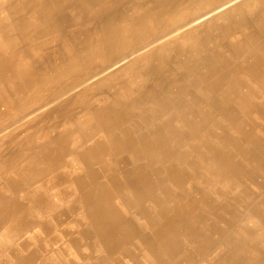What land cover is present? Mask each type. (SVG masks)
Instances as JSON below:
<instances>
[{"label": "bare ground", "instance_id": "obj_1", "mask_svg": "<svg viewBox=\"0 0 264 264\" xmlns=\"http://www.w3.org/2000/svg\"><path fill=\"white\" fill-rule=\"evenodd\" d=\"M129 1L0 0V130L223 0ZM21 124L0 264H264V0Z\"/></svg>", "mask_w": 264, "mask_h": 264}, {"label": "rangeland", "instance_id": "obj_2", "mask_svg": "<svg viewBox=\"0 0 264 264\" xmlns=\"http://www.w3.org/2000/svg\"><path fill=\"white\" fill-rule=\"evenodd\" d=\"M131 1H134V3L140 2L142 5V10L144 9L143 10L144 12L147 11L149 8L147 6V4H148L147 0H130L128 2V4L122 5V9L120 11V14L121 15L123 14V17L126 18L127 20H129L132 17L131 14L133 13V10H132L133 7L132 6H134V4H131ZM249 1L250 0H223L219 4L211 7L210 9H208V8L197 9L198 12L195 15H192L191 18L185 19L183 21H179V23L172 25L173 27H171V30H165L162 35H159V37L154 38L150 43L143 45V46H140L134 52L128 53L124 57V59L122 58V59L115 61L114 62L115 64L112 63L107 69L101 71L98 75L93 76L92 78L88 79L87 81H84V82L82 81L80 83H77L76 81L69 82L68 84H69L70 89L67 90L64 94L60 95L55 100H53L51 103H48L47 105H43V106L39 107L38 109H35V112L25 116V119L21 116V117L17 118L16 121H11L7 125H5V127L0 130V137H2V135H4L5 133L9 132L10 129H12L11 127H14V126H19V127L14 129L13 131L7 133L5 136L0 138V140L3 138L8 139L11 136L18 135L21 132V131L19 132V130L23 127V126H20V125H22L21 123H26V122L32 121L35 118H37L39 115L43 114L44 112L50 110L53 107H56L60 103L79 95L81 92H83L84 90H86L87 88H89L90 86L95 84L98 80L109 76L114 71H117L120 67L125 66L128 62H132V61L136 60L137 58H140L142 55H145L147 52H149L153 49H157V48L161 47L162 45H165L171 41H176L181 36L187 34L188 32L192 31L195 28H198L199 26H203L204 24H207L209 21L213 20L214 18H217L220 16L223 19V15L225 13L231 11L233 8L240 7L242 4L249 2ZM129 4H131L132 6ZM202 6H204V5L202 4ZM195 8H197V6ZM253 8H255L254 9L255 11L258 10L256 8V6H254ZM118 23H120V22H118ZM142 37L143 38L148 37V34L145 33V34H143ZM190 38L192 40L197 39L196 36H194V35H191ZM180 67H181V65H180ZM26 119H28V120H26ZM243 144L246 145V148H247L248 144L246 142H243ZM0 148H1L0 149V151H1L2 148H5V145H3V143H2L0 145ZM261 162H264V159L262 158V156L257 154L256 155V163H261ZM247 168L249 169L250 165L247 166ZM249 187L253 193H255L257 191V189L255 190L254 185L250 184ZM255 261L259 264V262L257 260H255Z\"/></svg>", "mask_w": 264, "mask_h": 264}]
</instances>
